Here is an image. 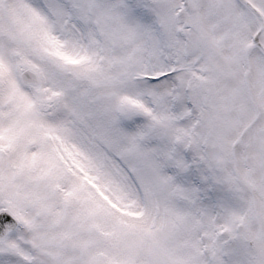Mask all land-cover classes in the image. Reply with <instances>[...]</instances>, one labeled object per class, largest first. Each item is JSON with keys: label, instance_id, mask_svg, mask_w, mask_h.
<instances>
[{"label": "snow or ice", "instance_id": "obj_1", "mask_svg": "<svg viewBox=\"0 0 264 264\" xmlns=\"http://www.w3.org/2000/svg\"><path fill=\"white\" fill-rule=\"evenodd\" d=\"M0 264H264V0H0Z\"/></svg>", "mask_w": 264, "mask_h": 264}]
</instances>
